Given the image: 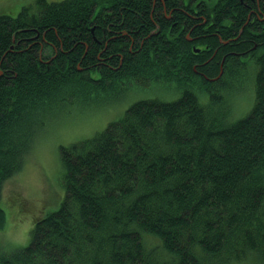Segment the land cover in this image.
<instances>
[{"label": "trees", "instance_id": "trees-1", "mask_svg": "<svg viewBox=\"0 0 264 264\" xmlns=\"http://www.w3.org/2000/svg\"><path fill=\"white\" fill-rule=\"evenodd\" d=\"M202 1L0 14V264H264V0ZM145 89L61 147L65 198L9 252L4 184L51 114Z\"/></svg>", "mask_w": 264, "mask_h": 264}, {"label": "rangeland", "instance_id": "rangeland-1", "mask_svg": "<svg viewBox=\"0 0 264 264\" xmlns=\"http://www.w3.org/2000/svg\"><path fill=\"white\" fill-rule=\"evenodd\" d=\"M61 1V0H50ZM37 0H0V14H17L23 7L37 9ZM250 85H247L249 88ZM156 91V90H155ZM153 91L97 98L95 104H76L69 112L58 109L45 124L42 136L36 139L31 153L26 157L22 170L4 184L3 200L7 213V228L2 233L9 244L8 251L27 246L31 241L33 220L56 211L65 195V170L61 163V147L92 138L104 131L109 123L118 120L124 110L142 98L155 96ZM162 99L174 101L173 92H159ZM111 100H113L111 102ZM255 97H253V102ZM250 109L243 110L245 116ZM242 116V114H241ZM238 120L237 115L228 118ZM232 119V120H231ZM20 204V206H19ZM22 210V211H21ZM242 264H255L245 262Z\"/></svg>", "mask_w": 264, "mask_h": 264}, {"label": "flooded vegetation", "instance_id": "flooded-vegetation-1", "mask_svg": "<svg viewBox=\"0 0 264 264\" xmlns=\"http://www.w3.org/2000/svg\"><path fill=\"white\" fill-rule=\"evenodd\" d=\"M196 1H197V3H195V5H196V6H195V12L199 14L200 12H203V11H204V7H205V4H206V1H202V0H196ZM218 1H220V0H218ZM211 11H212V10H211ZM208 14H210L209 11H208ZM215 20H216V19H214V22H213L214 25H216V24H215ZM227 23H228V22H227ZM231 23H232V22H230L229 24L223 23L222 26H223L224 28H226V29H230V28H231ZM214 25H213V26H214ZM213 26H212V27H213Z\"/></svg>", "mask_w": 264, "mask_h": 264}]
</instances>
